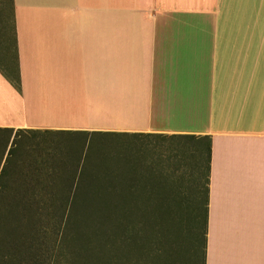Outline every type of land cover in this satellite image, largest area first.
Segmentation results:
<instances>
[{"label": "crops", "instance_id": "1", "mask_svg": "<svg viewBox=\"0 0 264 264\" xmlns=\"http://www.w3.org/2000/svg\"><path fill=\"white\" fill-rule=\"evenodd\" d=\"M11 4L21 90L3 48L0 181L18 133L58 153L108 134L207 139L206 264H264V0Z\"/></svg>", "mask_w": 264, "mask_h": 264}, {"label": "rangeland", "instance_id": "2", "mask_svg": "<svg viewBox=\"0 0 264 264\" xmlns=\"http://www.w3.org/2000/svg\"><path fill=\"white\" fill-rule=\"evenodd\" d=\"M12 20L11 0H0V53L4 48L5 62L15 68L16 56L11 46ZM1 65L5 66V63L0 57ZM50 141H53L50 136L18 133L12 153L7 154L0 191V264L11 260H18L19 264H35L40 262L36 256L40 253H44L46 261L41 259L44 264H101L102 260L106 264H121L124 249L123 252L130 255V260H125L127 264H192L193 260L196 264L203 263L202 246L193 238L198 224L196 218H192L200 213L207 183V152H200V144L160 136L116 138L105 135L93 137L87 147L62 149L64 152L58 153L59 148L51 146ZM57 155L61 156L58 158ZM79 160L81 164H78ZM58 165L64 169L52 178L51 173ZM132 169L135 172L130 176ZM81 170L88 176L85 193L98 187V182L104 188L109 183V187L110 184L117 185L115 193H108L117 200L124 197L134 200L141 195L128 191L138 172L140 178H145L141 182L153 186L148 188L149 193L142 192L144 197L148 195V199H152L148 200L149 210L143 211V215L148 218L159 216L160 226L151 228L144 218L143 226L140 228L143 222L139 225L143 230L140 238L143 237L144 242H132L127 247L117 239V227L111 221L112 215L105 216L107 211L95 215L74 213L64 218L72 225L69 224L65 231L62 225L63 232L59 230L57 224H61V216L54 214L51 207L44 210L42 207L50 202L41 201H49L51 196L62 192L69 195L64 186V189L55 191L49 181L58 179L72 183ZM162 183L164 192L157 189ZM29 197L35 200H22ZM163 198L168 201L165 209L161 207L160 199ZM29 206L41 208V211L28 210ZM140 218L138 212L131 216L130 222L136 223ZM141 244L145 245V253L138 248Z\"/></svg>", "mask_w": 264, "mask_h": 264}, {"label": "trees", "instance_id": "3", "mask_svg": "<svg viewBox=\"0 0 264 264\" xmlns=\"http://www.w3.org/2000/svg\"><path fill=\"white\" fill-rule=\"evenodd\" d=\"M4 76L12 83V85L14 86V88H16V90L20 91L21 87H20V75H19V71H18V67L17 64L15 66V68H10L8 69L6 72H4ZM12 132V131H9ZM108 135H114V134H108ZM138 135V134H135ZM105 136V135H103ZM116 136V138L118 137H125V136H134V135H114ZM101 137V136H99ZM161 137V136H160ZM164 137V136H163ZM164 138H168V137H164ZM4 140H10V136H6L5 138H3ZM92 139V138H91ZM169 139H177V140H191L194 142H197L198 144L201 145L200 148V152H207V183H206V188H205V199L203 201V205L200 208V213L198 214L197 217H192L193 220L196 218V222H197V226L198 229L196 230V233L194 231L193 234V238H194V242L197 244H200L202 246V251H203V263L202 264H206V255H207V224H208V184H209V175H210V142H207V139H196L194 137H180V138H172L170 137ZM2 141V139L0 138V142ZM14 144V142H13ZM13 146V145H12ZM7 147V144L5 145V149ZM4 146L1 145L0 150L3 151ZM4 154V152H2ZM12 153V149H10L9 151V156ZM2 156V155H1ZM0 156V157H1ZM78 164H81L80 160L78 162ZM62 166V165H61ZM61 166H55L56 170L55 172L53 171L51 173V177L54 178L58 175L59 170H63L64 167ZM85 166V165H83ZM166 168V167H165ZM163 168V169H165ZM5 169V168H4ZM168 169V168H167ZM134 171H130V176L131 173L133 174L135 172V169H132ZM82 170L80 171V175L78 174L77 177L75 178V180L71 183H64V181H59L58 179H54L53 181H51V184L54 182L56 184L54 185H50V187H53V189L55 191H60L62 189H66L68 190L67 193H69V195H66L65 192H62L63 194H58V195H53V197H58L57 199H49V201L43 199V203L45 202H50L49 204L45 205L44 210H47V208L51 207L52 209H54V214L61 216V224L60 222L57 224V227L59 230H61V226L64 225V229L63 231H65L66 227H69V224L72 225L71 221H69L67 224V220H64V218H68L69 216L73 215L74 213H80V214H98L101 211H107L108 215L105 216H109L112 215V219L111 221L113 222V224L116 225L117 227V234L116 237L117 239L120 241V243L122 244V246L127 247V245L129 243L132 242H144L143 241V237L140 238V235L142 233V229H140L143 224H144V218L146 221V224H148L151 228L152 227H159L160 226V217L157 215H154L153 217L148 218L147 215H143V211L147 212L149 210V204L148 200H152V199H148V195H142V192H144V194L149 193L148 188L152 189V185H149V183H147L146 181H143L145 178H140V176H138V172L137 175H134L135 179L133 181L130 182V186L128 191H130V194H141L138 198H134V200L132 199H128V198H123L122 200H117L116 198L114 199L113 196L111 194L108 193H115L118 188L117 185H111L109 187V183L108 185L104 188L101 187V185L98 182V187L96 188H91L88 191H86L87 193H85V187L87 189V180H88V176L87 174H85V171L82 172ZM4 171L2 172L3 175ZM53 173H56V175ZM86 175V177H85ZM82 177V178H81ZM82 179L81 181L79 179ZM143 179V180H142ZM163 184H161V186L159 185L160 192H164L165 188L163 187ZM64 186V188H63ZM2 190V186H1V181H0V191ZM123 190V189H122ZM84 191V192H83ZM125 191V190H123ZM134 191V192H133ZM168 191V190H167ZM173 192V191H172ZM65 193V194H64ZM87 194H89L87 196ZM101 194V195H99ZM94 195V196H91ZM60 197V198H59ZM22 200H35V199H22ZM141 200V201H139ZM166 200H169V198H166ZM196 200V199H195ZM161 201V207H163V209H165L166 206V202L168 203V201H165V198L160 199ZM197 201V200H196ZM141 202V203H140ZM199 203V202H198ZM141 204H143V206H140ZM39 206V205H38ZM181 206V204H180ZM168 207V206H166ZM28 210H36L39 211L38 209L41 208H33L31 206H29L27 208ZM26 210V208H25ZM104 212L102 214H104ZM138 212H140L142 218H140L138 220V222L133 223L130 222V218L133 214H137ZM142 223V225L139 228L140 223ZM134 224V225H133ZM136 225V227H135ZM62 231V230H61ZM62 231V232H63ZM156 231V230H154ZM63 234V233H62ZM143 244H141L140 246L138 245V248H140L144 253L145 250L144 249ZM40 248H43L42 246H40ZM122 250V248H121ZM40 251V250H38ZM125 251L122 250V254H121V264H127L125 262V260H128L130 255ZM147 255V254H146ZM38 258V260H40V262H36L35 264H44L43 260L46 261L44 253H40L36 255ZM145 256V254H144ZM197 255L195 256L196 259ZM148 258V255L146 256V259ZM43 259V260H41ZM130 260V259H129ZM131 260H134L133 258ZM137 260V259H136ZM194 263L192 264H196V260H193ZM141 264V262H139ZM2 264V263H1ZM7 264H19L18 260H11V262H7ZM101 264H106L104 263V260H102Z\"/></svg>", "mask_w": 264, "mask_h": 264}]
</instances>
